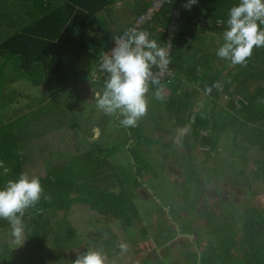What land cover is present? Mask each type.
Masks as SVG:
<instances>
[{"label":"trees","instance_id":"trees-1","mask_svg":"<svg viewBox=\"0 0 264 264\" xmlns=\"http://www.w3.org/2000/svg\"><path fill=\"white\" fill-rule=\"evenodd\" d=\"M111 3L112 0H64L60 6L49 9L54 7L52 0L45 2L46 6L40 0H0L2 18L0 23L6 20L7 24L16 28L7 36L0 38V94L5 83L3 79L7 76L5 68L10 61H13V70L16 69L21 78L28 79L34 84L43 82L48 88H66L76 74L82 47H87L81 39L91 32L92 19H99V13ZM151 3L152 0L136 2L135 10L132 11V14L136 16L134 20L145 12ZM186 3L188 0H173L140 29L149 31V39H155L163 46L166 35L163 30L161 33L158 32V27L167 28L174 12L177 10L181 12L173 38L171 63L168 65L171 74L166 78H159L161 85H172V90L175 93L178 92V96L169 99L165 106L173 109L179 105L177 113L186 112L188 115L186 118L185 114L183 120L182 117L178 118V124L183 125L190 119L191 114H195L194 118L203 120L200 113L205 112L206 118L211 119L208 133L203 136L197 129L193 138H196L202 147H209L213 152L216 151L220 139L227 136L230 131L234 146L239 149L242 157L249 158V162L251 160L254 162L264 187V103L258 102L264 99V47H254L246 66H232L229 60L219 58L216 50L223 43L222 33L226 30L229 9L238 5L239 0H197L190 9L184 7ZM34 6L35 9L28 10L29 7ZM5 12L7 15L4 17ZM201 22H204L207 30H199ZM261 27L264 28V25ZM72 36L76 38L71 39ZM113 42L114 39L111 44ZM193 43H196L194 50L196 52L188 55L187 60L181 61L182 54L192 52ZM104 51L100 52L98 62ZM153 69L157 68L153 67ZM100 77L103 76L100 75ZM217 81L222 83L223 90L213 88L211 94L206 95L205 86L210 87ZM196 83H200L201 87L195 86ZM201 93L205 94V98L201 110L196 111V101ZM220 93L231 97L227 106H221ZM236 95L237 98H233ZM193 96H195L194 101H192ZM1 118L0 114V138L10 143V138L13 137L11 127L2 129ZM73 136L77 138L78 134ZM128 138L132 139V136ZM240 138L244 139L241 144ZM236 141H238L237 144ZM76 145L75 143V148L66 150L68 153L65 158L68 164L60 166L63 168H48L45 175L39 177L44 193L50 196L51 200L48 201L42 197L35 208H30L25 213L23 220L25 226L26 222L29 223L27 235L32 243H37L38 249L43 250L45 239L48 234L53 233L56 241L55 248L61 256L67 257V252L84 249V244L79 241L77 233L71 226L64 229V233L60 231L57 234L48 221L52 215L48 219L46 217L54 214L56 210L65 212L72 205L75 192L82 197L83 201H86L91 211L96 213V222L119 221L130 238L136 237L133 227L139 225L141 238H152L153 234L148 225L150 219L148 216H142V208L138 206L134 198V186L142 187L143 185L140 170L137 167L139 161L141 162V154H137L139 160L134 157V153H139L140 150L134 152L132 145H129L127 150L131 166L126 168L127 165L121 160H113L116 153H120L118 148L120 144H115L113 148H101L100 145L92 143L93 148L86 151L76 148ZM12 148L8 145L4 146L0 155L3 159H7L5 164L12 173L10 177L15 179L23 171L19 163L20 159L17 164L13 163L14 159L9 161L13 154ZM227 204L232 208L234 206L235 217L237 219L240 217L235 221H239V226L236 227L227 221L221 228L218 227L216 232L211 231L209 234L207 231L200 232V237H196L194 251L191 247L187 251L188 264H197L199 253L200 264H264V213L251 209L240 212V206L235 199L229 200ZM159 208V212L167 215L163 204ZM37 209L40 211L38 212ZM169 213L173 214L172 210ZM175 217L174 215L171 217V223H174ZM157 218L160 230L168 231V236H164L166 239L163 237L164 241H158V243L159 245L169 244L173 238V231L176 232V230L175 228L172 230L170 226L163 223L162 218ZM178 224L184 228L181 222ZM185 226L190 234L198 230L195 224L193 227ZM10 228L9 222L0 218L2 232L0 244L6 239L3 247L8 246L6 244L8 238H12ZM220 232L223 235L221 240L218 236ZM206 234L212 236H208L206 242L202 243L200 238ZM156 237H158L157 234L154 235L155 239ZM31 245L29 244L28 247ZM31 249L28 248L29 251ZM102 249L111 259L114 258L119 253L118 236L112 234L105 238ZM238 249L242 252L241 255H237ZM11 255L12 250L6 248L0 254V264H8ZM164 257L166 258L164 262L171 259L168 249ZM189 258L194 263H189Z\"/></svg>","mask_w":264,"mask_h":264},{"label":"rangeland","instance_id":"rangeland-1","mask_svg":"<svg viewBox=\"0 0 264 264\" xmlns=\"http://www.w3.org/2000/svg\"><path fill=\"white\" fill-rule=\"evenodd\" d=\"M126 4L127 3H125V5ZM6 15L7 13L5 12L4 17ZM0 19H2L1 16ZM5 21L6 20L2 21V24L0 23V38L16 30V28L11 27L10 24H7ZM205 27L204 22H201L199 30L206 29ZM195 46L196 43H193L192 52L188 51V55L196 52L194 51ZM10 62L11 63H8L9 65L7 64L9 70L14 67L13 61ZM17 75L18 73L14 72V75L8 73L7 76L4 77L3 82H5L8 90L19 89L26 94H33L34 96L41 95L40 88L36 84L28 79L19 78ZM195 86L201 87L200 83H196ZM204 98L205 94L202 93L196 103V111H199L198 109L201 110L200 105L204 101ZM194 99L195 96L192 97V101H194ZM227 101L228 98L222 100L221 106H224ZM177 107L179 108L180 106L178 105ZM177 107L173 109L167 108L166 106L161 107L162 112L165 114V118L164 121H159L160 126L163 124L164 126H169V124L172 123L175 124L179 117H182V120L184 119V114H186V112L177 113ZM202 115L205 116L206 113H200V116ZM69 118L73 123H76V121L79 123L81 122V127L88 124L82 125V118L78 117L75 119L72 114H70ZM146 118L147 117L144 116L138 121V131L135 130V127H131L130 130L132 131V135L130 134L128 136L125 132V128L118 127L117 125L122 117L119 118L118 113H113L111 124H109L104 134L106 141H103V143L111 147L112 140L115 138L114 142L120 144L118 147L120 148V152L124 150L121 153L123 158L127 161L126 168L131 166L130 155L127 150L129 145H132L134 152L140 150L139 153H134V157L139 160L137 154H141V162L139 161L137 167H139L143 185L142 187L140 185L134 186V198L138 206L142 208V216H148L150 219L148 225L151 228L153 237L150 239L141 238L139 225L133 227L136 237L130 238L129 235L124 232L123 226L119 221L112 223L96 222V213L91 211L86 201H83L82 197L75 192L72 205L65 212L56 210L54 214H50L46 217L48 219L52 215L51 219L48 221L51 225L50 227H54L55 233L57 234L60 231L64 233V229L71 226L77 233L79 241L84 244V249L77 252H67V257L64 255L61 256L55 248V235L51 233L48 234L45 239L43 250H39L38 244L35 242L32 243L28 238L29 223L26 222L24 241H22L21 244L13 243V237H7L8 242L6 244L8 246L3 247L6 239L0 244V254L3 253L6 248L10 251L12 250V255L11 258H9L8 264H73V261L77 258L79 253H83L87 249H102L105 233L107 237L115 234L118 236L119 244L124 242L128 245L127 252L121 253L119 248V253L112 259L104 252L107 257L106 264H153L157 262L160 264H188L186 257L189 254L187 251H189L190 247L194 251L195 242L197 241L196 237H200V232L204 233L207 231L208 234L211 231L216 232L218 227L221 228L222 225H225L223 223L227 221L229 224H234L236 227L239 226V221H235L239 220L240 217H238V219L235 217V209L233 211L234 206L232 208L227 204L229 200L235 199L238 201L240 212L251 209L264 213V187L260 174H257L259 171L255 167L254 162H252V160L249 162V158L246 159L242 157L239 149L234 146L232 139L233 135H231L230 131L227 136L225 135L220 139L216 151L213 152L209 147H207L208 150L206 149V151L196 148L194 157L191 156L192 159H190L188 154H184L178 149L176 144L173 143V140L153 138L152 126H147ZM195 120L199 122L195 124L194 128H199L201 130H208L207 127L211 124V119L209 117L202 121L199 119ZM36 128L37 127H30V123L25 125L26 136L29 137L31 131ZM40 128L42 130V128L45 127ZM205 130L202 132L205 133ZM55 134L54 132L35 140L33 145H39L37 149H40V146L47 148L50 146L51 142L55 141ZM107 136H110V139ZM127 136H132V139H129ZM139 137H141V139ZM243 141V138L239 139L240 144ZM125 143H127V145H124ZM237 143L238 141H236V144ZM70 144L71 141L68 139L66 141V146H70ZM57 154L62 161H65L63 148L59 149ZM187 158H189V160L185 162ZM192 162H194V166ZM66 164H68V162ZM189 164H191L192 170L187 167ZM177 168L186 170L184 176L180 174L183 177L179 176ZM40 173L45 174V172ZM36 174L37 172L32 173V175ZM201 189L202 191L204 189L205 194H200ZM197 193L200 194H198L199 197H197ZM162 203L166 207V210L167 206L172 208L170 210H172L173 214L167 211V215L159 212V207ZM173 215L176 216L175 220L181 223L183 222V218L186 217L187 225H189L192 219L193 226L195 224L198 229L197 232H194L192 236L180 235L181 232H184L183 227L179 224L177 226V223L174 224L170 222L171 218L169 216L173 217ZM157 217L162 218V222L170 226L172 230L175 228L176 232L173 231L174 235L172 239L174 240L170 242L171 245L168 243L164 246L159 245L158 241H164V236H168V231H160ZM221 232L218 233L220 237L219 240L223 238ZM156 234H158V237L155 239L154 235ZM208 234L200 238L202 243L206 242L208 236H212ZM239 237L241 236L239 235ZM134 239H137V242H135ZM76 240H78L77 237ZM29 244L31 246L28 247ZM28 248L32 249L29 251ZM167 249L171 259L164 262V259H166L164 254ZM241 253L242 252L238 249L237 255H241ZM188 262L190 263L193 261L189 258ZM197 264H200L199 260Z\"/></svg>","mask_w":264,"mask_h":264},{"label":"crops","instance_id":"crops-1","mask_svg":"<svg viewBox=\"0 0 264 264\" xmlns=\"http://www.w3.org/2000/svg\"><path fill=\"white\" fill-rule=\"evenodd\" d=\"M40 1L45 5V2L48 0ZM52 1L54 7H50L49 9H54L64 2V0ZM139 1L140 0H112V3L106 9L99 13V19H92L93 25L91 24L92 27L90 26L91 29L89 28L91 32H89V35L85 34L81 39L87 44V47H82L83 50L80 55V61L76 67V74L72 77L66 88H48L43 82H39L36 85L40 88L41 95L34 96L33 94H26L19 89H13L10 91L6 88L5 83L3 84V89L0 94V114L2 117L1 119L3 120L1 121L3 123L1 128L11 127L13 137L10 138V143L3 138H0V152L6 145L13 147L12 158L9 161L11 162L12 159H14L13 163L17 164L18 159H20L19 163L22 166L23 172H28L30 175H32L33 172H37L35 176L41 178L45 174L40 172H45L48 168H59L60 166L65 165L67 159L65 158V161H62L58 156L57 151L63 148L66 155L68 153L66 150L68 148H73L75 143L77 144L76 148L78 147L83 151L93 148L92 143L100 145L101 148H111L115 146V144L117 145V143L114 142L115 138L112 140L111 147L103 143V141H106L104 134L109 124H111L113 114H105L103 110L97 107L94 99L93 94L96 91L103 90L105 80L103 77H100L101 74L98 67V57L100 52L110 46L111 42L120 31H123L135 21L134 19L136 16L132 14V11L135 10L134 6L136 2ZM125 3L127 4L125 5ZM30 5L32 7L31 2ZM31 7H29L28 10L32 11V9H35V6L33 8ZM162 30V27H158V32L161 33ZM75 38V36L71 37V39ZM187 55V53L182 54L180 56L181 61L187 60ZM91 70H96L97 78H92L90 76ZM5 71L7 74H14V72L18 73L16 69L9 70L8 66L5 68ZM161 86V95L163 96V99H157L155 95L157 90L156 87L153 85L149 86V93L147 94L149 111H147V114L145 115L147 117L146 124L148 127L149 125L152 126L150 127L153 130V138L173 140V143L176 144L178 149L182 153L188 154V157L192 159L196 148L204 151L207 149L202 147L201 144L196 141V138L194 139V136H192L197 132V129H199L194 128L195 124L199 121L195 120L197 119L196 117L194 118L195 114H191L190 119H188L184 125L181 123L178 124V121H176L175 124L172 123L169 124V126H164V124L160 126L159 121H164L165 118V114L162 112L161 107H165V104L167 105L169 99L178 96V92L175 93L174 90H172V85L163 84ZM201 95L202 93L198 95L196 103ZM225 98H228V101L224 105L227 106L231 97H229L228 94L220 93V104H222L221 101L225 100ZM233 98H237V95ZM201 106L202 104L200 107ZM70 114L74 115L75 119L78 117L82 118V125L88 124L83 126V128L81 127V122L79 123L76 121V123H73L70 121ZM187 116L188 115L185 114V118ZM202 117L206 119V115H202ZM200 121H202V119ZM28 123H30V127L32 128L37 127L31 131L29 137L25 134V125H28ZM117 125L118 127H123L118 123ZM40 127L45 128H42L41 130ZM208 128L209 127H207V129ZM135 130L138 131L137 126L135 127ZM203 130L205 129H199L200 133L203 136L207 135V130H205V133L202 132ZM54 132L56 133L54 138L55 141L51 142L49 147L46 148L40 146V149H37L39 145H33L35 140ZM125 132L128 135L132 133L129 127H125ZM76 133L78 134L77 138L73 136V134ZM107 137L109 138L110 136ZM16 139L17 142H15ZM68 139L71 141L70 146H66V141ZM19 152H22L23 155H18L17 153ZM73 152H75V150ZM112 159L113 158H111V160ZM118 159L127 164V161L123 158L121 152L116 153L113 160ZM0 160L4 162L7 161V159H3L1 155ZM188 160L189 158H187L185 162H188ZM192 165L194 166V162H192ZM177 170L179 176L183 177L186 170L179 168H177ZM11 175L12 173L9 172V174L5 176L3 174V169H0V188H3L6 183L5 181L11 179ZM1 182H3V184H1ZM198 194L199 193H197V197H199L200 194H205L204 189L203 191L201 189L200 194ZM166 211L170 212V207L167 206ZM169 217L171 218V216ZM176 225L178 226V224ZM1 233L2 232L0 231V234ZM186 233V235L190 234L188 232ZM180 235H184V233L181 232Z\"/></svg>","mask_w":264,"mask_h":264},{"label":"clouds","instance_id":"clouds-1","mask_svg":"<svg viewBox=\"0 0 264 264\" xmlns=\"http://www.w3.org/2000/svg\"><path fill=\"white\" fill-rule=\"evenodd\" d=\"M197 0H188L184 5L190 9ZM264 0H239L238 5L229 9L226 30L222 33L223 43L216 50L221 59L229 60L232 66H246L254 47H264ZM149 33L137 28L125 30L122 36L114 38V47L99 59V71L106 74L104 88L96 91L94 99L105 114L118 113L119 123L125 127H136L138 121L147 114L149 86L156 87V98L163 99L159 78L153 67L166 70L171 63L170 43L161 46ZM90 76L97 78L96 70ZM213 88L222 91L223 85L217 81L204 92L210 95ZM264 103V99L258 100ZM23 155L22 152L17 153ZM0 169L7 176L10 172L5 162L0 160ZM50 201L44 193L40 178L22 172L18 178L6 181L0 188V218L9 222L13 243L24 241V216L28 209L35 208L41 198ZM39 212L40 210L37 209ZM107 238V234H104ZM121 253L127 252L128 245L119 244ZM103 249H87L79 253L73 264H106Z\"/></svg>","mask_w":264,"mask_h":264},{"label":"built area","instance_id":"built-area-1","mask_svg":"<svg viewBox=\"0 0 264 264\" xmlns=\"http://www.w3.org/2000/svg\"><path fill=\"white\" fill-rule=\"evenodd\" d=\"M173 0H152V3L150 4V6L146 9L145 12H143L141 15H139L137 17V19L131 24L129 25L125 30L127 29H131V28H137V29H142L143 26H145L148 22H150L154 16L166 5V4H171ZM181 17V12L180 11H175L174 14L171 16V20L169 21L168 27L163 29L164 35H166V39L165 42L163 44V46H166L165 43H170L171 44V49H170V53H169V58L172 54V44H173V38L175 36L176 33V29L177 26L179 24V19ZM125 32V31H124ZM124 32H122L121 34L115 36H122L124 34ZM149 34L150 32L147 31ZM150 36V35H149ZM114 47V42L111 44V46L102 53V55L105 52H110L111 49ZM100 59V58H99ZM154 75H156L158 78H166L168 77L171 72L170 70L167 69L161 71L159 68L157 69H152ZM101 75L103 77H106L105 73H101Z\"/></svg>","mask_w":264,"mask_h":264},{"label":"flooded vegetation","instance_id":"flooded-vegetation-1","mask_svg":"<svg viewBox=\"0 0 264 264\" xmlns=\"http://www.w3.org/2000/svg\"><path fill=\"white\" fill-rule=\"evenodd\" d=\"M187 167L190 168V170H192V169H191V164H189ZM196 171H197V169H196ZM186 219H187V218L185 217V218H183V220H182V221H183V222H182V225L184 226V228H183V230H184V232H183L184 235L187 234V233H186V229H188V228L185 226V225H187V223H186ZM192 221H193V220L191 219V221H190V223H189L188 226H190V227L192 226V227H193V225H191ZM174 223H177V224H178V222H177L176 220L174 221ZM189 235H193V234H189Z\"/></svg>","mask_w":264,"mask_h":264},{"label":"water","instance_id":"water-1","mask_svg":"<svg viewBox=\"0 0 264 264\" xmlns=\"http://www.w3.org/2000/svg\"><path fill=\"white\" fill-rule=\"evenodd\" d=\"M198 260L200 261V253H199V256H198Z\"/></svg>","mask_w":264,"mask_h":264}]
</instances>
